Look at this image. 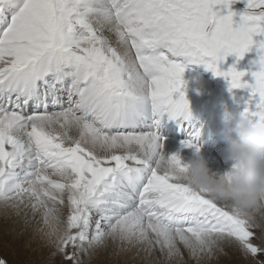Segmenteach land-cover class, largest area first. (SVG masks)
Masks as SVG:
<instances>
[{"label": "snow or ice", "instance_id": "6c2138e0", "mask_svg": "<svg viewBox=\"0 0 264 264\" xmlns=\"http://www.w3.org/2000/svg\"><path fill=\"white\" fill-rule=\"evenodd\" d=\"M237 2L0 0V214L42 225L50 258L69 264L110 242L115 264L157 252L188 264L184 250L206 264L230 248L264 264V218L183 182L159 135L166 117L192 119L189 65L227 80L241 115L264 124V0ZM253 52L245 70H223ZM189 127L183 146L199 150L202 128Z\"/></svg>", "mask_w": 264, "mask_h": 264}, {"label": "clouds", "instance_id": "9594fccd", "mask_svg": "<svg viewBox=\"0 0 264 264\" xmlns=\"http://www.w3.org/2000/svg\"><path fill=\"white\" fill-rule=\"evenodd\" d=\"M226 159L238 165L223 173L214 171L196 150L184 163L182 181L197 190H207L216 200L230 204L254 223L264 218V124L240 112L224 114Z\"/></svg>", "mask_w": 264, "mask_h": 264}, {"label": "rangeland", "instance_id": "374dc122", "mask_svg": "<svg viewBox=\"0 0 264 264\" xmlns=\"http://www.w3.org/2000/svg\"><path fill=\"white\" fill-rule=\"evenodd\" d=\"M245 7H246L245 0H240V2L234 3L232 5V10L237 12V13H241L244 11ZM221 14L222 15L227 14V9H223L221 11ZM234 19H236L238 21L239 16L237 15L236 17H234ZM254 56H255L254 52L249 53L245 59L240 60L239 63H237V57L235 55H231V56L227 57L226 61L222 65V68H223V70L226 71L228 68L235 65L238 70H245L248 66L249 60H251ZM190 66L192 67L193 71L186 69V71L184 73V79L187 82V89H186L187 99L189 101L193 100V103L196 105L198 104V106L201 103V100L205 99L201 104L202 107L205 106V104H204L205 101H208L209 99H211L210 102L212 105L213 101L220 99L216 95L217 98L213 100V98L216 97L213 94L218 93V92L224 94L223 91L228 89V86H229L228 81L225 80L223 77L215 76L211 71L206 70V68L203 65H190ZM249 78L250 77H246L245 79H249ZM212 89H214L213 90L214 93L209 94L208 92H211ZM195 94H206L205 96H207L208 98H204L202 96L200 97V96L195 95ZM227 94H230V93H227ZM231 96H233V95H231ZM229 101H234L233 108L236 109L237 112H240L242 110V106L238 103L237 98H234V99H228L227 98L226 103ZM226 103H225V105H226ZM216 105H217V103L215 102L214 105H212V106L215 108ZM216 109H214L215 112H217ZM219 109L221 111V107H219ZM213 115H214L213 113H210V114L208 113V115H207L208 119L211 118ZM184 125L187 126L186 123H184ZM184 128H186V127L184 126ZM169 131L172 133L173 132L183 133L186 136L188 135V132H185L184 130L181 131L180 129L178 130V129H171L170 128ZM211 136H212V132H211V130H209L208 134H206V133L201 134L198 138H199V140H201V143H202L203 141L208 142L209 140L207 138H209ZM168 140H171V139H164V142H166ZM174 140H177L180 142L185 141V140H180V139H174ZM199 148H200V146H199ZM202 150H206V149H202ZM194 152L196 153V148H194ZM207 152H208V154H205V155L208 157L211 156V158L215 162H220L219 166H221V167L226 166L225 164H227V166H229V167H232V165L234 164V162L228 161L226 159L225 151H221V152H219V151L218 152L207 151ZM213 167H216V166L213 165ZM219 169H221V168L219 167ZM0 221H2L1 218H0ZM259 234H260V230H257V235H259ZM39 239H40V237L37 236L35 238V240L31 241L32 245L30 244V246H28V247H24V248L19 247L18 248L17 245H15L12 242V239H10L8 236L4 237V236L0 235V256L6 257L7 260L9 261V264H69L68 261L63 260L59 255H56L55 257L50 258L51 254L55 251L54 247L52 245H50L47 240H44V243H42V242H40ZM254 242L259 243V240H256ZM236 251L237 250H235V248H230V249H228V252H229L230 257H231L230 259L228 257H225V256H220L219 259L221 258V261H219V259L218 260L212 259L210 261H213V262L206 261V264H225V263L226 264H253V262L250 259L249 260L244 259L239 250H238V252H236ZM232 258H234V259H232ZM185 260L188 261V264H195V262L190 260L187 255H185ZM155 261H156V264H163L162 254H160L158 256V258L155 259ZM92 264H96V263H94V261L92 260ZM140 264H142V263H140Z\"/></svg>", "mask_w": 264, "mask_h": 264}, {"label": "bare ground", "instance_id": "6f19581e", "mask_svg": "<svg viewBox=\"0 0 264 264\" xmlns=\"http://www.w3.org/2000/svg\"><path fill=\"white\" fill-rule=\"evenodd\" d=\"M216 98H217V96L215 98H213V100ZM204 100L205 99L201 100V103L199 104V106H198V104L197 105L194 104L193 100H190V101L188 100L191 115H192L191 121H188L189 124H194L196 126V124L198 123V117H200L202 115V111H203V109H202L203 107L201 104ZM215 102L221 104L222 100H221V98L218 100H215L212 102V105H214ZM233 103H234V101H229L226 103V105L221 104L222 106H224V108H221V111L219 109V106H217V105H216L218 107V108L216 107L217 109L214 108L211 104H210V106L212 108L216 109L217 113L218 112L220 113V112H225L227 110V108L230 106V104H231V107L233 108ZM200 110H202V111L200 112ZM164 120L166 121V127L168 129L171 128V129H178L179 130V126L181 127V125L185 123L184 120H180V121L169 120V119H167V117ZM198 125H200V122L198 123ZM198 125H197V128H198ZM201 128H202L201 134H205V133L208 134L209 133L210 128H206V127H201ZM207 139H209V138H207ZM198 146H200V145H198ZM201 148L204 149L202 146H200V148H199L201 150L200 154L202 156H204L209 161L210 166L212 167V169L214 171H219V172L223 173L224 171H226L227 169L230 168L229 166H227V164H225L226 166H224V167L219 166L220 162H215V161H213L211 156L210 157L206 156L205 154H208V152L206 150H202ZM162 151L166 156H171L172 154L179 153L181 156V159L184 163L190 162L191 159L193 158L194 154H195L194 148H185L183 146V142H180V141H177L174 139L164 142V146H163ZM213 165H215L216 167H213ZM219 167L221 169H219ZM65 212H67V209H65ZM0 218L2 220V221H0V235H2L4 237L8 236L10 239H12V242L15 245H17L18 248L19 247L20 248L21 247H23V248L28 247V246H30V244L32 245L31 241L35 240V238L37 236L40 237L39 240L42 243H44V240H47L44 237V235L39 231V227H42V225H37V224L33 223V225L27 231H24L23 230L24 225H23V221L21 218L16 217L14 215L10 216L8 218H5L2 214L0 215ZM36 219L37 220L40 219L39 215L37 216ZM114 248L118 251L117 246L113 245L110 242L108 249L106 251L101 250L100 254L96 258L93 259L94 263H96V264H115L114 261L109 259V253H111ZM235 250H237L236 252H238V249H235ZM184 251H185V255H187V251L186 250H184ZM160 254L161 253L157 252L155 257H153L152 259L155 261V259L158 258V256ZM124 259H125L124 257H121L119 260V264H124ZM232 259H234V258H232ZM127 260L129 261V264H140V263L145 264V260L142 258V254H141V256H135L134 253H131L128 255ZM219 261H221V258L219 259ZM210 262H213V261H210Z\"/></svg>", "mask_w": 264, "mask_h": 264}]
</instances>
